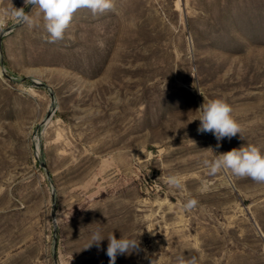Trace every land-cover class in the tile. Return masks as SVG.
Wrapping results in <instances>:
<instances>
[{
  "label": "rangeland",
  "instance_id": "1",
  "mask_svg": "<svg viewBox=\"0 0 264 264\" xmlns=\"http://www.w3.org/2000/svg\"><path fill=\"white\" fill-rule=\"evenodd\" d=\"M204 98L243 139L198 133ZM246 144L264 152V0H114L55 43L0 24V264H109L96 227L141 234L115 264H264V184L202 164Z\"/></svg>",
  "mask_w": 264,
  "mask_h": 264
},
{
  "label": "clouds",
  "instance_id": "2",
  "mask_svg": "<svg viewBox=\"0 0 264 264\" xmlns=\"http://www.w3.org/2000/svg\"><path fill=\"white\" fill-rule=\"evenodd\" d=\"M10 6L0 9V24L7 18L25 24L30 28L39 27L42 23L43 29L48 33L49 42L64 38L74 14L80 9H88L93 14L103 13L112 10L114 0H24L23 7H15L12 0ZM31 9L26 11V9ZM197 116L192 121L198 120V133H211L219 142L224 138L231 139L237 134L242 138V126L233 116L232 106L223 98L206 99L194 111ZM191 121V122H192ZM243 139V138H242ZM202 164L207 168L210 175H216L222 171L230 172L239 178H250L257 184H264V152L254 144H246L240 148H233L225 153H219L215 159H204ZM170 187L182 188V180L178 175L167 177ZM197 200L188 199L183 208L190 211L197 206ZM141 235V234H140ZM122 235L119 239L113 234L104 235L100 227H96L90 234L84 249L95 246L101 249V243L108 240L106 254L109 257V264H115L117 256L131 255L141 250L139 236ZM176 264H199L197 256H180Z\"/></svg>",
  "mask_w": 264,
  "mask_h": 264
}]
</instances>
